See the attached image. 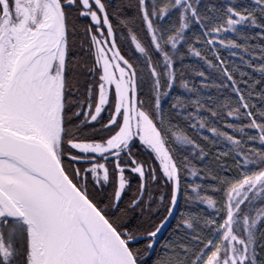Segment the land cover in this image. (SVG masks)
I'll use <instances>...</instances> for the list:
<instances>
[{
	"label": "snow or ice",
	"instance_id": "6c2138e0",
	"mask_svg": "<svg viewBox=\"0 0 264 264\" xmlns=\"http://www.w3.org/2000/svg\"><path fill=\"white\" fill-rule=\"evenodd\" d=\"M0 264H264V0H0Z\"/></svg>",
	"mask_w": 264,
	"mask_h": 264
},
{
	"label": "trees",
	"instance_id": "16d2710c",
	"mask_svg": "<svg viewBox=\"0 0 264 264\" xmlns=\"http://www.w3.org/2000/svg\"><path fill=\"white\" fill-rule=\"evenodd\" d=\"M113 2L119 4V3H121V0H113ZM123 3L127 4V3H128V0H123ZM124 11L127 12L128 15H134V10H133V9H128V8H126V9H124ZM110 19H112L113 28H114L115 31H117L118 33L123 32V31H126V30H123V29H121V28L119 27V25H118V19H119V18L113 19V18L110 16ZM140 35L143 36V33H140ZM80 39H82V37H78V42H79ZM117 43H118V46H119V45H120V36H119V35L117 36ZM123 52L128 53L129 56H131V55L133 54V49L128 45L127 42H125L124 45H123V47H122V53H123ZM222 55H223V56H227L228 53H227L226 51H222ZM185 63L196 64V63H198V61H197V59L194 58V57H189L188 59L185 60ZM221 123H223V121H221ZM224 130L227 131L228 129H224ZM201 142L203 143V141H201ZM221 150L223 151L224 149L221 148ZM145 155H146V154H145ZM229 162H230V161H229ZM135 183H136V181H133V184H134V185H135ZM178 211H179V209L177 210V212H178ZM209 211H211V210H209ZM174 222H175V221H174V219H173V220H172V223H174ZM165 235H166V233H165Z\"/></svg>",
	"mask_w": 264,
	"mask_h": 264
},
{
	"label": "water",
	"instance_id": "95a60500",
	"mask_svg": "<svg viewBox=\"0 0 264 264\" xmlns=\"http://www.w3.org/2000/svg\"><path fill=\"white\" fill-rule=\"evenodd\" d=\"M178 210V209H177ZM172 222V221H171Z\"/></svg>",
	"mask_w": 264,
	"mask_h": 264
}]
</instances>
